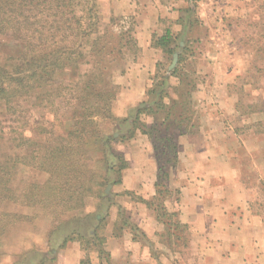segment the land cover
Wrapping results in <instances>:
<instances>
[{"label":"trees","instance_id":"16d2710c","mask_svg":"<svg viewBox=\"0 0 264 264\" xmlns=\"http://www.w3.org/2000/svg\"><path fill=\"white\" fill-rule=\"evenodd\" d=\"M98 1L0 0V35L25 42L17 53L0 52V141L7 137L5 118L18 113L28 97H34L38 107L72 113V123L65 134H52L43 145L37 143L39 150L20 156L14 165L11 155L0 150V247L14 216L9 210L11 202L47 208L54 221L48 234L47 250L35 248V253H22L14 257L12 264H54L59 250L72 241H79L85 252L80 264H91L89 253L92 250L98 252L99 264H113L111 253L105 249L104 233L113 206L119 210L116 235L130 228L133 240L152 247V241L106 190L111 184L121 183L123 170L128 166L124 155L113 144L133 138L137 130L149 136L159 166L156 196L149 206L165 229L168 226L174 230L187 228L177 221L180 190L172 195L168 181L170 171L178 164L179 147L174 132L189 131L193 121L192 95L197 81L193 72L192 75L186 72L185 63L188 55L194 54L193 44L197 41L190 32L195 24L200 25L198 0H192L193 4L184 10L185 15L180 20L185 25L184 33L176 36L168 30L153 37V45L164 48L170 63L178 53L177 64L171 70L165 62L157 64L145 105L136 107L133 115L119 121L118 136L103 131L101 118L113 119L112 106L118 91L113 75L124 61L125 50L132 47L137 52L140 48L133 38L132 28L126 31L118 26L114 31L104 29V35L110 34L114 40L110 48L98 41L102 39L98 34ZM45 35L48 36L46 45L42 41L36 44L28 41ZM75 65L79 67L77 80L62 76L63 72L76 68ZM172 77L179 80L177 86L170 82ZM45 98L48 105H42ZM142 115L154 116L151 126ZM38 135L43 136L40 132ZM21 140L27 141L25 136ZM98 147L102 154L97 153L92 166L91 150L96 152ZM21 166H30L48 177L42 182L15 187L14 179ZM260 183L264 189V179ZM169 195L174 197L172 212L166 203ZM88 197L96 201L90 210H86ZM168 218H175V222L171 224Z\"/></svg>","mask_w":264,"mask_h":264},{"label":"crops","instance_id":"0c3cea01","mask_svg":"<svg viewBox=\"0 0 264 264\" xmlns=\"http://www.w3.org/2000/svg\"><path fill=\"white\" fill-rule=\"evenodd\" d=\"M217 2L218 0L197 1L200 25L195 24L190 36L197 40L193 45L200 47L193 58L188 60H195L202 55L207 66L195 64L196 67L193 65L192 69L189 68L188 61L186 63V72L190 75L193 72L192 76L197 80V89L192 95L195 101L193 121L189 131L182 134L178 130L174 132L179 147L178 164L170 171L168 186L172 195L176 194L174 191L177 189L180 190L177 221L193 232L204 264H264V221L249 210L247 192L236 181L237 173L225 151V146L229 143L225 133L229 128L225 127L223 117L233 114L235 108L224 105L229 97L217 92L213 74L209 76L213 85L204 81L205 77L203 81L199 79L210 72L207 67L213 69L222 60L218 47H214L215 37L211 36L206 40L200 35L208 18L214 15L210 5H216ZM191 4L192 0H113L114 9L135 14L136 38L141 48L129 71L119 77L122 90L119 105L115 107L116 114L126 116L128 107L141 102L145 105L146 92L152 85L157 64L168 60L164 48L153 45V37L163 35L168 30L176 36L184 33L185 25L180 20L185 15L184 10ZM207 44L210 46L206 49ZM170 82L174 86L179 84L175 77ZM144 117L146 124L151 126L154 116ZM231 132L237 136L235 130ZM121 145L119 149L128 166L123 170L121 183L111 184L107 192L114 195L117 203L146 238L154 241L157 234L165 228L148 204L155 199V183L159 171L152 143L148 135L137 130L133 138L125 140ZM172 195H169L170 200L167 199L170 205H173ZM108 220L105 249L117 258L123 236L130 231L126 229L122 235H116L115 227L119 220L117 206L111 208ZM71 243L59 250L55 264H80L84 257L81 244L79 241ZM130 243L133 244L132 255L136 260L142 258L149 261L152 258L143 241L132 238ZM91 263H100L98 255L96 259L91 255Z\"/></svg>","mask_w":264,"mask_h":264},{"label":"rangeland","instance_id":"374dc122","mask_svg":"<svg viewBox=\"0 0 264 264\" xmlns=\"http://www.w3.org/2000/svg\"><path fill=\"white\" fill-rule=\"evenodd\" d=\"M98 2L100 17L98 34L102 36V39L98 41L108 48L112 47L114 40L111 39L110 34L104 35V29L109 30L112 28L114 31L118 26L124 31L132 28L133 38L138 43L135 14L114 9L113 0H99ZM215 3L210 5L213 8L214 15L208 18V23L204 25L200 35L206 40L208 37H215L214 47H218V53L222 60L213 69L207 67L210 72L205 74L206 76H200L199 79L203 81L205 77L204 81L212 84L209 76L213 74V83L217 92L229 97L226 102L224 101V105L235 108L233 114H226L223 117L225 127L229 128V131L225 133L226 141L229 142L225 146V151H227V158L237 173L236 181L247 192L249 210L263 220L264 189L260 182L264 179V0H218L216 5ZM212 10L210 11L212 12ZM132 23H134V26ZM46 37L48 36L45 35L39 40L31 39L28 41L33 42V44L42 41L46 45L48 43ZM218 39H222V41ZM24 45V41L11 36L0 35L1 53H17L23 49ZM209 46L210 44H207L206 49ZM193 47L194 50L192 49V51L195 53L200 46L193 45ZM140 52L141 48L137 52L132 47L125 50L124 61L119 69L114 72L113 81L117 85L118 91L112 106L113 119L104 120L101 118L100 123L101 128L107 135H115L117 133L116 129L119 128V121L133 115V110L136 107L144 106V103L141 102L133 107H128L126 116L115 113V107L119 105V100H121L122 84L119 77L129 71ZM188 56V59L193 58V55ZM187 61L189 68L192 69H194L193 65L195 66V64H198V66H205L206 64L207 66L206 59L202 55L195 60ZM166 63L169 68L172 61L170 63L167 60ZM75 67L70 71L63 72L62 76L77 80L79 67L77 65ZM80 72L84 73V71ZM196 78L198 79L197 75ZM45 99L42 100V105H48L49 102ZM192 102L195 103L193 99ZM36 103L34 97H28L22 107L18 109V111L20 110L17 111L18 113L5 118L4 129L7 137L0 141V150L11 155L13 165L20 156L30 155L34 150H39L41 147L37 143L43 145L45 140L52 134H65L72 123V113L70 111L60 109L57 112L51 107H38ZM141 118L145 121L144 115ZM234 130L237 136L231 132ZM39 132L45 138L38 135ZM22 136H25L27 141L22 142ZM30 140L31 142H28ZM121 143L123 141L113 144L119 152H121L119 149L122 146ZM97 153L102 154L100 147L96 152L91 150L94 158L93 164L91 163L92 166H94L95 159H97ZM11 169L14 170L13 166ZM47 177L48 175L45 173L36 172L30 166H21L13 184L17 187L18 184L22 186L29 182H42ZM108 188L109 186L106 190ZM86 201H88L86 210L88 208L89 210L93 209L96 201L90 197ZM20 203V201L9 203V210L14 216L9 221L7 231L3 234V244L0 247V264H12L17 256H22V253H29L30 251L35 253V248L43 251L48 248V234L51 228L54 227L49 209L33 204L22 206ZM166 203L172 212L175 207L170 205L168 200ZM20 214L24 217L21 218ZM168 219L169 221L172 220L170 221L171 224L175 222V218ZM127 231L130 232L123 236L121 250L117 258L114 256L115 259L112 256L113 264H204V259H200L197 240L193 232H190L187 228L174 230V227L168 226L159 232L155 240L152 241V247L145 246L152 253V258L149 261L142 260V258L136 260L133 257V249H131L133 244L130 241L134 234L130 228ZM71 244V242L68 243V245ZM91 255L96 259L98 252L92 250L89 253L90 257ZM83 256H85L84 251Z\"/></svg>","mask_w":264,"mask_h":264},{"label":"water","instance_id":"95a60500","mask_svg":"<svg viewBox=\"0 0 264 264\" xmlns=\"http://www.w3.org/2000/svg\"><path fill=\"white\" fill-rule=\"evenodd\" d=\"M177 61H178V55L177 53L174 55L173 57V61L171 63V65L169 66V69L171 70L176 64H177Z\"/></svg>","mask_w":264,"mask_h":264}]
</instances>
